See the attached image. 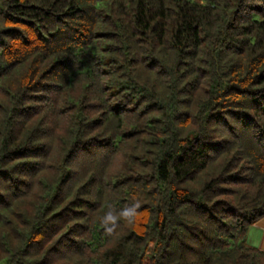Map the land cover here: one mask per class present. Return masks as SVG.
Segmentation results:
<instances>
[{"label": "trees", "instance_id": "trees-1", "mask_svg": "<svg viewBox=\"0 0 264 264\" xmlns=\"http://www.w3.org/2000/svg\"><path fill=\"white\" fill-rule=\"evenodd\" d=\"M263 217L264 0H0V264H264Z\"/></svg>", "mask_w": 264, "mask_h": 264}, {"label": "crops", "instance_id": "crops-1", "mask_svg": "<svg viewBox=\"0 0 264 264\" xmlns=\"http://www.w3.org/2000/svg\"><path fill=\"white\" fill-rule=\"evenodd\" d=\"M247 242L253 247L264 251V217L250 226Z\"/></svg>", "mask_w": 264, "mask_h": 264}, {"label": "clouds", "instance_id": "clouds-1", "mask_svg": "<svg viewBox=\"0 0 264 264\" xmlns=\"http://www.w3.org/2000/svg\"><path fill=\"white\" fill-rule=\"evenodd\" d=\"M124 215H125V216H128V215H130V213H129V212H125ZM108 219L111 220V219H113V218H112L111 216H109Z\"/></svg>", "mask_w": 264, "mask_h": 264}]
</instances>
